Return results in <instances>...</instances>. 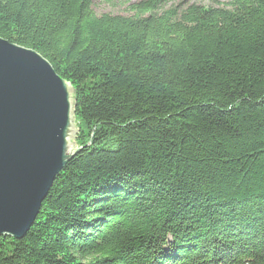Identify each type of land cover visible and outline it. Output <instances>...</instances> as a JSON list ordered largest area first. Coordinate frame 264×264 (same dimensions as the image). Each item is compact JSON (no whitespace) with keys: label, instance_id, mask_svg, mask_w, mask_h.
<instances>
[{"label":"trees","instance_id":"trees-1","mask_svg":"<svg viewBox=\"0 0 264 264\" xmlns=\"http://www.w3.org/2000/svg\"><path fill=\"white\" fill-rule=\"evenodd\" d=\"M94 1L0 0L77 147L0 264H264V0Z\"/></svg>","mask_w":264,"mask_h":264},{"label":"water","instance_id":"water-1","mask_svg":"<svg viewBox=\"0 0 264 264\" xmlns=\"http://www.w3.org/2000/svg\"><path fill=\"white\" fill-rule=\"evenodd\" d=\"M73 89L33 49L0 37V235L21 238L76 153Z\"/></svg>","mask_w":264,"mask_h":264},{"label":"rangeland","instance_id":"rangeland-1","mask_svg":"<svg viewBox=\"0 0 264 264\" xmlns=\"http://www.w3.org/2000/svg\"><path fill=\"white\" fill-rule=\"evenodd\" d=\"M190 2L201 3L203 5H226V2L229 0H187ZM94 10L97 14L101 13H112V14H128V11L125 9L124 5L120 4L114 7H111L107 4L102 3L99 0L94 1Z\"/></svg>","mask_w":264,"mask_h":264}]
</instances>
